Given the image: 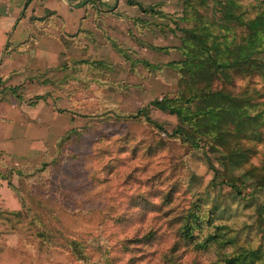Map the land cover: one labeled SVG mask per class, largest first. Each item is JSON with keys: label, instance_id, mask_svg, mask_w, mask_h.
Masks as SVG:
<instances>
[{"label": "rangeland", "instance_id": "1", "mask_svg": "<svg viewBox=\"0 0 264 264\" xmlns=\"http://www.w3.org/2000/svg\"><path fill=\"white\" fill-rule=\"evenodd\" d=\"M26 1L0 0V137L7 129L11 141L24 127L31 137L25 157L0 149V264H77L70 240L116 241L137 225L154 236L137 246V264H161L176 218L199 202L246 245H264L255 226L264 213V140H243L257 169L242 176L240 167L222 165L206 136L196 134L198 147L167 136L159 127L172 131L181 122L151 105L194 81L183 64L181 47L191 46L185 30L218 23V0ZM234 1L260 5L264 16V0ZM244 75L218 74L211 88L263 99L264 75ZM142 108L154 123L107 112ZM41 161L50 164L31 175ZM238 175L240 196L224 182ZM123 202L121 221L109 222L107 209ZM215 246L181 250L172 264H213Z\"/></svg>", "mask_w": 264, "mask_h": 264}, {"label": "trees", "instance_id": "2", "mask_svg": "<svg viewBox=\"0 0 264 264\" xmlns=\"http://www.w3.org/2000/svg\"><path fill=\"white\" fill-rule=\"evenodd\" d=\"M29 1L31 0H27L26 4ZM127 2L132 4L131 0ZM216 4L221 13L218 23L206 19L201 29L193 27L185 30L191 46L189 49L181 47L183 53L187 55L183 64L193 74L194 81L187 85L189 87L186 91L181 90L172 97L165 95L154 99L151 105L159 110L175 114L181 122L172 131L159 127L167 136H176L197 147L196 134L206 136V145L220 154L222 165L230 168L238 166L245 171L242 176H246L248 172H255L257 166L251 162L249 150L244 147L243 140L254 142L264 140V98L257 101L253 90H244L240 94L233 95L223 89H212L211 86L218 74L225 77V81H229L232 73L233 75H264V16L258 12L260 8L258 4L241 6L234 0H218ZM150 11L155 12L153 7ZM231 20H234L232 25L228 23ZM198 84L203 86L198 87ZM255 96L259 97V95ZM107 112L122 119H142L154 123L148 115L147 108L129 113H118L114 109H109ZM225 126L228 127V133L224 130ZM49 164V162L41 161L30 174L45 171ZM8 169L23 175L20 168L8 167ZM0 179H6L2 173H0ZM234 180L224 182L240 196L237 181L244 180L239 175ZM115 193L122 192L117 189ZM18 197L24 204V198L20 195ZM136 202L132 201L128 205L136 206ZM123 204L127 205L125 202L118 205L112 204L107 209L105 215L107 219L110 218L109 222L121 221ZM153 205L152 211L159 209V205L154 203ZM202 206L201 202L193 204L176 218L172 227L174 237L169 239L164 248L161 264H172L173 258L181 250L199 247L202 251H206L214 244H216L214 254L220 257L216 258L213 264H264V245L257 247L246 245L234 229L220 227L224 224L219 222L220 226L214 223L217 219L212 209L207 214L202 213ZM259 207L263 209V206ZM118 210L122 213H117ZM257 216L258 221L255 222V226L264 238V213L259 210ZM204 218L209 229L204 227L202 220ZM127 232L124 236L116 238V241L107 236L96 235L92 236V242L70 240L68 246L73 248L72 255L77 264H137L140 257L134 255V251H141L137 246L146 245L154 238L153 231L143 232V228L137 225L136 228L129 227ZM39 235L44 236L43 233ZM45 238L51 240V237L46 235ZM112 241L114 243L109 245ZM118 246L130 255L127 259L120 257L121 250H116ZM108 249L111 255H108Z\"/></svg>", "mask_w": 264, "mask_h": 264}, {"label": "crops", "instance_id": "3", "mask_svg": "<svg viewBox=\"0 0 264 264\" xmlns=\"http://www.w3.org/2000/svg\"><path fill=\"white\" fill-rule=\"evenodd\" d=\"M4 131H5L3 135L4 137H0V149L8 151V152H13L14 150V152L17 151L19 154L23 155V156L20 155L21 157H25L26 156L25 154L28 152V149H26V146L28 143H30V139H31V137H29L28 135V131L26 127L23 128V133L18 132L14 134V137L13 139H11V141H7V129H5ZM8 146H10L9 148L13 150H9ZM17 146L20 147L22 151H18Z\"/></svg>", "mask_w": 264, "mask_h": 264}]
</instances>
